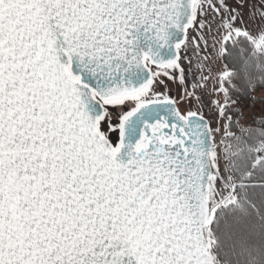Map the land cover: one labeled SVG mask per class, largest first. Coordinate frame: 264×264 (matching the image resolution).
<instances>
[{
  "label": "snow or ice",
  "instance_id": "6c2138e0",
  "mask_svg": "<svg viewBox=\"0 0 264 264\" xmlns=\"http://www.w3.org/2000/svg\"><path fill=\"white\" fill-rule=\"evenodd\" d=\"M0 264H264V0H0Z\"/></svg>",
  "mask_w": 264,
  "mask_h": 264
},
{
  "label": "rangeland",
  "instance_id": "374dc122",
  "mask_svg": "<svg viewBox=\"0 0 264 264\" xmlns=\"http://www.w3.org/2000/svg\"><path fill=\"white\" fill-rule=\"evenodd\" d=\"M250 111V110H249Z\"/></svg>",
  "mask_w": 264,
  "mask_h": 264
}]
</instances>
